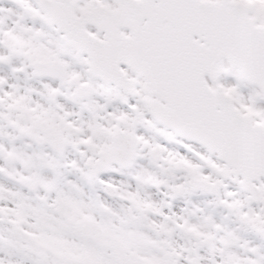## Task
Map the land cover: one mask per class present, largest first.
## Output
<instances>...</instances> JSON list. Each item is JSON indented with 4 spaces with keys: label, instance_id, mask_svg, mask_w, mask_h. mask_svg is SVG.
<instances>
[{
    "label": "snow or ice",
    "instance_id": "6c2138e0",
    "mask_svg": "<svg viewBox=\"0 0 264 264\" xmlns=\"http://www.w3.org/2000/svg\"><path fill=\"white\" fill-rule=\"evenodd\" d=\"M0 264H264V0H0Z\"/></svg>",
    "mask_w": 264,
    "mask_h": 264
}]
</instances>
